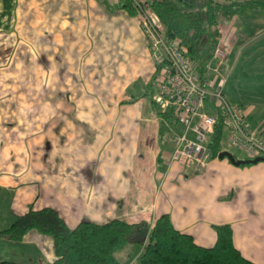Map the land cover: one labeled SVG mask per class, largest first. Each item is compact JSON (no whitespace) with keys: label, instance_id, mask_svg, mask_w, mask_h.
<instances>
[{"label":"crops","instance_id":"crops-1","mask_svg":"<svg viewBox=\"0 0 264 264\" xmlns=\"http://www.w3.org/2000/svg\"><path fill=\"white\" fill-rule=\"evenodd\" d=\"M119 5L0 0V75L10 72L14 58L31 57L43 89L46 80L57 81L52 77L63 81L59 98L50 99V111L41 114L24 100L18 117L10 113L9 98L0 96V188L24 192L29 207L53 209L70 229L115 219L147 220L152 227L168 214L176 229L212 247L216 227L230 225L236 248L264 264V160L236 166L212 158L203 173L168 164L163 127L176 125L159 116L153 103L157 65L141 15ZM263 31L264 9L225 21L219 45L227 57L218 74L229 99L245 110L248 128L264 139V70L248 87L237 72L244 50L262 42ZM244 153L235 159L248 160ZM25 236L14 243L35 244L45 264L57 260L51 236L36 229ZM142 251V245L130 244L116 257L123 252L121 264H138ZM29 254L30 263L37 261V253Z\"/></svg>","mask_w":264,"mask_h":264},{"label":"trees","instance_id":"trees-1","mask_svg":"<svg viewBox=\"0 0 264 264\" xmlns=\"http://www.w3.org/2000/svg\"><path fill=\"white\" fill-rule=\"evenodd\" d=\"M136 1L122 0L119 8L138 15ZM143 5L158 16L167 38L187 47L189 56L204 76L208 64L214 61L221 38L218 22L230 21L251 9L263 10L264 0H145ZM156 79L157 73L154 84ZM158 115L171 120L169 114L160 111ZM223 134L219 123L209 140L212 158L222 153ZM15 218L10 228L0 232V238L20 242L28 231L36 228L54 240L57 260L53 264H121L116 253L130 244L143 246L138 264H255L236 248L230 225L216 227L215 245L203 247L193 236L176 229L168 214L161 215L152 227L144 222L115 219L105 224L83 221L70 229L51 208L30 209ZM0 264L21 263L4 260Z\"/></svg>","mask_w":264,"mask_h":264},{"label":"built area","instance_id":"built-area-1","mask_svg":"<svg viewBox=\"0 0 264 264\" xmlns=\"http://www.w3.org/2000/svg\"><path fill=\"white\" fill-rule=\"evenodd\" d=\"M136 4L144 37L157 65L153 100L179 127L178 132L165 135L174 146L169 165L177 163L195 173L202 172L212 159L209 140L219 123L228 132V142L246 152L249 159L264 154V139L246 125L245 110L224 91L225 80L219 82L217 75L212 77L209 65L206 75H201L187 47L166 37L158 16L143 2ZM214 59L221 63L226 59L224 48L217 46ZM209 104L214 113L207 111Z\"/></svg>","mask_w":264,"mask_h":264},{"label":"rangeland","instance_id":"rangeland-1","mask_svg":"<svg viewBox=\"0 0 264 264\" xmlns=\"http://www.w3.org/2000/svg\"><path fill=\"white\" fill-rule=\"evenodd\" d=\"M101 1L103 2V0ZM111 1L114 4L116 3L118 4V3H121L122 0H111ZM137 1L140 2V0H137ZM141 1L145 2V0H141ZM236 1H241V0H236ZM224 23H225V20H220L218 22L217 29L219 30V34L221 35H222L221 28H222V25H224ZM261 37H263L262 42L252 44V46L244 50L243 54L241 53L242 55L239 60L240 67L238 68L237 72H238V77H241V84L243 86H246V87L252 86V83L259 82L258 79L261 78L262 76L261 71L264 70V31ZM219 46L221 48H224L222 45H219ZM239 52L240 51L237 50L236 54H238ZM259 55H261V57H259ZM230 58L231 59H229L228 62H231V64H233V62L235 61L234 59L235 57L231 56ZM24 59H20V57H17V59L14 58V60L11 62L10 72H8L6 75H0V84H4L2 88H0V96L9 98V102L11 103L9 107L10 113L13 111V113H17L18 117L21 116L19 110H20L21 103L24 102V100L27 104L34 105L35 112H32V113L39 112V114H41L44 111H50V109H48V105H49L48 101L52 99L53 97L59 98L57 90L58 88H61V85H62L61 83L63 82L58 77H52L53 79L57 78V81L53 82L50 80L48 83L46 80V84L48 83V86L45 84V89H43V83H41V80L43 79L42 77H38L36 75V67H37L36 64L38 63L37 60L34 58L31 59V57L30 59L29 57L28 59L26 58ZM221 64H222L221 61L217 59H214L213 63L208 64L210 67V70L212 71V72L210 71V73L214 74L212 75V77L215 78V75H217V80L219 82L220 81L223 82L224 80V79L219 80L220 76L219 74H217L219 73L218 69L220 68ZM27 68H30L29 69L30 73L26 72ZM53 85L55 88H53ZM211 108L212 107L210 106V111L212 110V113H213L214 109L213 108L211 109ZM163 129L165 130L166 133L168 132L171 133V132H178L179 127L169 126L168 128V123H164ZM166 144L167 145L165 147V153L169 159V156L173 152L174 146L171 143H166ZM222 148H223L222 153L223 152L229 153L233 155L234 157L243 156V154H245L240 148L234 147L228 142L227 130H224L223 139H222ZM214 159L218 160L219 157L213 158L212 160ZM223 160L229 161L228 158H224ZM210 161L211 159L207 161V165ZM206 167L200 173H203L206 170ZM179 184H180V181L176 183L177 186ZM28 204L29 203L25 202L24 192H21V191L10 192L9 190L0 188V230L9 228L12 226V224H14V222L16 221L15 214H19L20 216H22V214H25L26 212H28L29 209H32V207L31 206L29 207ZM174 206L177 207L178 204L175 202ZM140 222H144L150 225L147 220H141ZM40 234L47 235V237L48 236L50 237V235L42 233V232H40ZM28 239L30 240L31 238H28ZM131 245H134V244H131ZM27 246L30 247L29 250L26 249ZM34 246L35 244L30 245L27 243L23 244L22 246L14 242H9L8 240H5L4 238L3 239L0 238V262L4 260L23 262L24 260L23 263L25 264H45L46 258H43L42 256H40V253L36 250ZM31 251L34 253H37L35 254L37 261H35L34 259V263H30L31 259L29 258L31 257L29 253ZM46 253H48V248L46 249ZM24 254L26 255L24 256ZM27 255L29 256L27 257ZM117 257L122 263L125 262V260L122 258L123 252L118 253ZM42 260H44L43 263H41Z\"/></svg>","mask_w":264,"mask_h":264},{"label":"water","instance_id":"water-1","mask_svg":"<svg viewBox=\"0 0 264 264\" xmlns=\"http://www.w3.org/2000/svg\"><path fill=\"white\" fill-rule=\"evenodd\" d=\"M220 159H224V158H228L232 164L236 165V166H240V165H246V164H251V163H257L260 161H263L264 159L261 157H257L255 159H248V160H236L235 157L229 153H221L219 155Z\"/></svg>","mask_w":264,"mask_h":264}]
</instances>
